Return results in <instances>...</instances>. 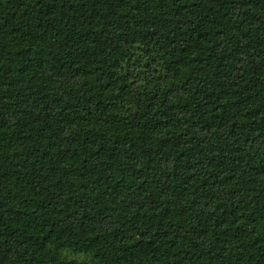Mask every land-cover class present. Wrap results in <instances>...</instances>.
I'll list each match as a JSON object with an SVG mask.
<instances>
[{
	"label": "trees",
	"instance_id": "trees-1",
	"mask_svg": "<svg viewBox=\"0 0 264 264\" xmlns=\"http://www.w3.org/2000/svg\"><path fill=\"white\" fill-rule=\"evenodd\" d=\"M0 264H264V0H0Z\"/></svg>",
	"mask_w": 264,
	"mask_h": 264
}]
</instances>
